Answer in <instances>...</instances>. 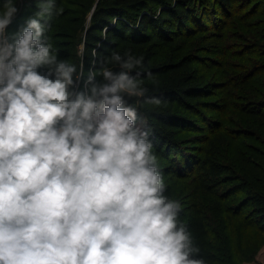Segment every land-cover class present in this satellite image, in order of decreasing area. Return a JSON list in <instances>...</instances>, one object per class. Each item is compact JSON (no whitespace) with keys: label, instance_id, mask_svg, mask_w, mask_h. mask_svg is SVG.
<instances>
[{"label":"clouds","instance_id":"1","mask_svg":"<svg viewBox=\"0 0 264 264\" xmlns=\"http://www.w3.org/2000/svg\"><path fill=\"white\" fill-rule=\"evenodd\" d=\"M36 2L14 32L0 3V264H205L129 103H161L144 57L113 51L85 78L45 35L63 10Z\"/></svg>","mask_w":264,"mask_h":264},{"label":"trees","instance_id":"2","mask_svg":"<svg viewBox=\"0 0 264 264\" xmlns=\"http://www.w3.org/2000/svg\"><path fill=\"white\" fill-rule=\"evenodd\" d=\"M55 4L63 11L52 17L45 35L58 58L76 65L77 73L82 68L85 78L90 68L98 72L100 61L113 51L144 57L138 70L151 73L150 78L144 77L147 95L161 103H137V98L129 103L137 107V123L142 121L140 126L149 130L165 195L177 200L175 187L188 178L200 195L225 201L213 213L196 203L181 207L179 219L200 249L197 258L205 264L253 261L256 250L264 246V141L253 140L256 146L247 161L256 166L255 180H249L252 190L235 200L237 190L221 192L232 174L223 148L233 136L225 132L223 123L231 108L264 121V0H55ZM15 5L18 13L8 32L16 31L38 11L36 0H15ZM235 14L241 21V25L235 21L238 34L233 33L235 23L229 22ZM243 17L253 22L243 23ZM235 49L239 55L229 54ZM210 51L221 58L238 57L236 70L227 65L230 70L216 72L221 84L213 76L208 78L211 68L205 66L203 72L198 67L201 55ZM217 91L224 93L210 100ZM208 113H218L219 119ZM190 132L196 136H187ZM223 226L238 241L232 248L239 256L237 263L225 256ZM254 237L257 249L243 257L240 248L245 238Z\"/></svg>","mask_w":264,"mask_h":264},{"label":"rangeland","instance_id":"3","mask_svg":"<svg viewBox=\"0 0 264 264\" xmlns=\"http://www.w3.org/2000/svg\"><path fill=\"white\" fill-rule=\"evenodd\" d=\"M242 12L243 11H241L240 14H242ZM235 21H237L238 24L241 25V21L238 20L236 14L229 22L235 23ZM242 21L243 23L247 22L248 24H251L253 22V18L247 19V17H243ZM238 24H234V34H238L240 31V29L238 28ZM81 48L82 47H80V49ZM186 50L187 47L183 50V52H185ZM230 53L239 55L240 50H230L229 54ZM201 56L202 64L198 65V67H200L203 72L207 70L205 66L211 68L208 78L213 76V79L217 80L219 84H221V79L215 75L216 72L220 73L222 71L224 73L225 70H230L227 65H230L231 68H234L236 70V67L239 64L237 56L229 57V59L221 58V56L217 55L214 51H210V53H204ZM216 93L217 95L210 100H218L222 96L224 91H217ZM236 102V105H240L241 101ZM231 110H233V112L226 115L227 121L226 123H223V129L226 133L230 135V137H233H231L232 140L229 142V144L224 146L223 153L226 164L232 168V174H230L231 177L222 185L221 192L223 190V192L225 191L227 192V194H229L231 189L237 190L234 199L239 201L244 198V195L247 194L248 191L252 190L251 185L249 184V180H255L256 166L252 164L249 165L247 161L254 153V146L256 145L253 140L260 138L264 141V121L260 119L254 120L252 118H247L244 114L239 113L237 110L233 108H231ZM208 115L216 116L219 119L218 113H208ZM141 123L142 121H138L139 125H141ZM249 125L252 126L251 129H248ZM238 132H242L243 135L241 137L236 136V133L238 134ZM205 134L207 135V132H205ZM187 136H196V134L194 132H190ZM255 162L261 163L258 160H256ZM200 194L202 193H200L195 188V185L193 183H190L189 179L186 178L178 182L177 186L175 187L174 196L175 198H177V201H179L181 207L187 206L186 204L196 203L202 205V207L206 210H210V213H213L218 203L221 205L225 204L224 200H220L217 197H204ZM221 217L223 218L224 216L222 215ZM215 226L218 227L219 225L217 224ZM223 227L225 231V256L232 262L237 263V259L239 256L235 254V251L232 250V248L233 245L236 244V242L238 241L236 240L234 242V235L231 234L230 229H225V226ZM257 247V237H254V239H252L251 241H249V238H245V241L243 242V247L240 248L244 252L243 257L251 256L253 252L257 249ZM242 264H264V246H261L256 250V255L253 261L244 262Z\"/></svg>","mask_w":264,"mask_h":264}]
</instances>
